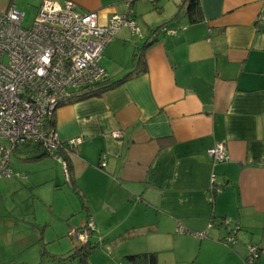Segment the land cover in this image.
I'll return each instance as SVG.
<instances>
[{
    "label": "crops",
    "instance_id": "0c3cea01",
    "mask_svg": "<svg viewBox=\"0 0 264 264\" xmlns=\"http://www.w3.org/2000/svg\"><path fill=\"white\" fill-rule=\"evenodd\" d=\"M70 1L102 25L132 10L139 32L121 26L100 65L109 81L137 72L56 108L59 139H79L60 153L68 180L42 146L13 152L21 176L0 179V264L56 263L76 248L66 231L88 217L90 243L136 241L120 252L128 263L156 252L158 264H246L254 245L264 264V2L198 0L202 18L191 22L184 0ZM218 142L229 160L213 164L206 152ZM212 173L223 186L213 204Z\"/></svg>",
    "mask_w": 264,
    "mask_h": 264
},
{
    "label": "built area",
    "instance_id": "2783aa9c",
    "mask_svg": "<svg viewBox=\"0 0 264 264\" xmlns=\"http://www.w3.org/2000/svg\"><path fill=\"white\" fill-rule=\"evenodd\" d=\"M76 8L70 0H42L30 28L21 26L23 12L13 3L0 11V179L21 176L10 165L11 155L20 145H40L48 154L60 147L77 146L78 138L66 142L59 139L50 124L54 110L78 99L106 77L100 59L121 26L139 32L129 17L130 8L127 14L113 16L104 25L99 23L97 12L80 13ZM112 135L122 137L118 130ZM206 153L213 164L229 160L222 142L215 143ZM57 158L68 180L66 161ZM99 166H104L103 160ZM209 190L210 202L213 194L223 190L216 173L211 174ZM94 230L93 218L88 217L81 228L72 227L69 234L84 245ZM226 239L231 242L234 237ZM257 255L258 248L250 245L246 264H251Z\"/></svg>",
    "mask_w": 264,
    "mask_h": 264
},
{
    "label": "trees",
    "instance_id": "16d2710c",
    "mask_svg": "<svg viewBox=\"0 0 264 264\" xmlns=\"http://www.w3.org/2000/svg\"><path fill=\"white\" fill-rule=\"evenodd\" d=\"M14 4V3H13ZM183 6L185 8V12L188 15V18L191 22L198 21L202 18V13L199 5L198 0H184L183 1ZM15 5V4H14ZM143 52H138L136 53L135 56V61L138 62V64L142 61ZM137 71L134 70L133 72H129L126 75H124L122 78L115 80V81H109L106 77L96 83L93 84L92 88L90 91L85 93L84 95L78 97V99H73L70 101H75V100H80L86 97H91V96H98L101 95L102 92L106 89L112 88L115 85L121 84L123 81L126 79L130 78L133 74H135ZM69 102V101H68ZM65 102V103H68ZM54 118H50V124L54 125ZM68 149L66 146L60 147L59 150L54 152L53 156H61L60 153L62 152H67ZM45 154H48L46 150L44 151ZM62 157V156H61ZM64 159V157H62ZM65 160V159H64ZM215 194H213V200L211 201V204L214 202ZM224 217L219 218V223H222ZM215 216H212L210 218V223H212L215 220ZM97 247L96 244H91L90 241L85 243L84 245L80 246L79 248H75L74 251L70 255L65 256L64 258H61L63 260H69L70 258H73L74 256H79L80 259V264H86V257L92 252L93 249ZM126 259L131 263V264H158L157 260V253L156 252H144V253H136V254H130L126 256ZM36 264H43L42 262H38ZM254 264V261L251 263Z\"/></svg>",
    "mask_w": 264,
    "mask_h": 264
},
{
    "label": "rangeland",
    "instance_id": "374dc122",
    "mask_svg": "<svg viewBox=\"0 0 264 264\" xmlns=\"http://www.w3.org/2000/svg\"><path fill=\"white\" fill-rule=\"evenodd\" d=\"M8 0H0V4H6ZM12 2V1H11ZM9 3V2H8ZM14 3L16 4L17 8L23 12V19L21 21V26L23 28H30L32 25V22L35 18V15L37 13V6L39 1H33V2H26V0H14ZM182 16V13H180V17ZM55 116V115H54ZM70 229V228H69ZM66 231V237L71 240L72 242V248L77 247L79 248L82 244L81 242L76 238L72 237L69 232ZM94 241V240H93ZM93 241L91 240V243L93 244ZM136 241H124L120 242L116 246L112 247L110 246H105L104 243L101 241L99 245L92 250V252L86 257V264H130L128 263L122 255H120V252L122 251L123 253L127 250L131 249H138V245L135 243ZM95 243V242H94ZM146 241H141L139 243V247H142L146 245ZM152 245L155 247L153 244H148ZM59 245L56 244H48V247L46 249L48 251H60V248L58 247ZM132 247V248H130ZM139 249H151V248H139ZM56 263H52L51 259L50 261L46 262V264H80V259L79 256H74L73 258H70L68 261L67 260H61V259H56Z\"/></svg>",
    "mask_w": 264,
    "mask_h": 264
},
{
    "label": "clouds",
    "instance_id": "9594fccd",
    "mask_svg": "<svg viewBox=\"0 0 264 264\" xmlns=\"http://www.w3.org/2000/svg\"><path fill=\"white\" fill-rule=\"evenodd\" d=\"M67 102H68V101H67ZM63 104H64V103H63ZM63 104H61V105H63ZM55 110H56V109H55ZM55 110H54V113H55ZM54 115H55V114H53V117H54ZM56 156H57V155H56ZM56 156H55V157H56ZM60 157H61V156H60ZM61 158H62V157H61ZM81 246H82V245H81Z\"/></svg>",
    "mask_w": 264,
    "mask_h": 264
}]
</instances>
